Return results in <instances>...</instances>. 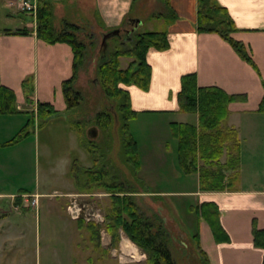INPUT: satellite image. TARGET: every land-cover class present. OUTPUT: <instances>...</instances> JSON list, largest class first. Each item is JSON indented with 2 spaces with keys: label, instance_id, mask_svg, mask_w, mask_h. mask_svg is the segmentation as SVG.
Listing matches in <instances>:
<instances>
[{
  "label": "crops",
  "instance_id": "obj_1",
  "mask_svg": "<svg viewBox=\"0 0 264 264\" xmlns=\"http://www.w3.org/2000/svg\"><path fill=\"white\" fill-rule=\"evenodd\" d=\"M4 1L5 8L14 7L9 5L12 0ZM48 1L55 30L72 24L77 27V35L86 28L92 33L97 32L101 39L103 33L112 29H119L121 38L125 30L129 31H124L126 39L122 40L125 43H131L132 36L144 26L149 14H140L133 0ZM170 1L178 18L168 26V49L158 51L150 48L146 54V61L151 67L148 89L123 85L129 93L131 108L138 113L137 117L143 114L180 117L165 122L168 125L170 122L196 125L197 115L194 114V119L188 121L187 113L179 111L177 100L180 78L187 73L196 75L198 86H217L230 94L245 95L244 100L228 104V124L237 130L240 140L239 178L234 191H200L196 173L191 174L195 177V184L190 189L151 192L147 188L141 195L176 198L177 193L195 197L197 204H215L228 240L215 241L207 222L203 219L198 222L199 245L206 254L208 264H262L264 252L254 245L252 230L254 227L264 228V113L258 111L264 93V0H216L234 21L236 30L232 32V38L244 44L253 63L243 60L219 34L196 30V0ZM16 13L22 15L20 22L12 29H0V83L14 91L18 109L16 114L0 116V173L8 177L18 175L29 166L31 134L16 143L8 144V141L20 131L25 133L28 130L25 124L30 119L29 114L33 116L29 126L35 123L38 103L51 105L55 112L56 109L68 110L62 82L73 73L71 46L66 42L49 44L37 38L33 18L20 11ZM6 18H13L12 12ZM19 29L28 31L15 32ZM106 48L101 44L97 49L100 56L107 52ZM28 76H33L34 90L26 99L22 83ZM74 159L68 154L64 163L69 174ZM143 168L148 173L155 168L154 163L142 164L140 161V170ZM173 170L176 172L175 163ZM71 179L73 186L60 193L62 196L74 193L71 191L75 188L72 176ZM31 194L45 195L24 186H19L17 191L11 190L2 186L0 178V200L9 199V203L13 200L15 205L19 204L25 210L28 206L24 205V196ZM18 218H8L7 212L0 209V236L5 230L8 237L0 245L9 242L12 252H15V243L25 231L26 217ZM3 261L0 256V264ZM6 264H18V261L10 256Z\"/></svg>",
  "mask_w": 264,
  "mask_h": 264
},
{
  "label": "trees",
  "instance_id": "obj_2",
  "mask_svg": "<svg viewBox=\"0 0 264 264\" xmlns=\"http://www.w3.org/2000/svg\"><path fill=\"white\" fill-rule=\"evenodd\" d=\"M161 1L165 5L164 12L154 17L164 19L166 25L164 29L137 31L132 36L131 43H125L119 35L112 36L118 41L111 51H107L103 57L100 56L101 59L96 68V81L104 98L110 101L111 109L105 107L100 109L94 120L97 129L104 133L105 140L101 147L84 135L85 129H81L79 121L70 122L71 130L76 133L79 144L89 154L92 163L91 166L84 167L74 159L70 174L74 184L84 190L83 192L90 193L92 189H103L109 194L110 203L104 215V223L84 222L83 219H77L79 230L88 234L92 250H100L104 253L109 251L100 243L102 229L110 237L109 248H117L120 240L119 230H122L126 237L145 254L147 264H176L165 239L167 234L164 230L153 233V223L135 203L133 196H136L138 189L133 188L130 183L119 180L117 172L114 173L112 180L107 179L106 165L111 163V159L107 157L104 164H99L96 155L98 150L105 151L102 155L111 152V136L113 133L116 134L121 147L119 154L121 160L127 166L136 184L141 183L138 178L140 160L136 141L129 130L130 122L137 117L138 113L131 108L129 93L123 85H135L143 90L148 89L151 67L146 61V54L150 48L164 51L169 47L168 26L178 16L170 0ZM51 16L50 2L37 0L36 37L49 44L66 42L72 48L73 73L69 79L62 82V92L67 109H73L78 107L82 100V95L75 88L74 83L79 68L85 62L86 45L76 38L75 25L66 24L61 30H55L51 23ZM195 27L198 32L219 34L230 43L243 60L253 63L244 44L232 38L231 34L236 30L234 21L216 0H196ZM19 31L26 33L28 30H15V32ZM106 44L110 46L108 39ZM121 58L130 59L125 68L121 67ZM22 87L26 99H29L34 90L31 79H25ZM245 98L243 94H230L217 86H198L194 73L184 74L180 78V90L177 94L179 111L196 114L198 122L196 125L170 122L169 128L172 138L177 141L178 170L186 176L197 173L200 191L235 190V183L239 178L240 140L237 130L228 124V104ZM16 105L14 91L0 83V116L16 114L18 112ZM258 111L264 113V93L259 102ZM54 112L53 107L47 103H38L36 106L37 119L42 122ZM31 120L32 118L26 121V130ZM25 135L29 136L30 132L20 131L8 141V144L18 142ZM189 208L207 222L215 241L228 240V235L220 224L219 210L215 204L202 202ZM252 236L254 245L262 248L264 252V228L254 227ZM193 240L195 251L202 264H208L206 254L199 245L197 232ZM262 264H264V256Z\"/></svg>",
  "mask_w": 264,
  "mask_h": 264
},
{
  "label": "rangeland",
  "instance_id": "obj_3",
  "mask_svg": "<svg viewBox=\"0 0 264 264\" xmlns=\"http://www.w3.org/2000/svg\"><path fill=\"white\" fill-rule=\"evenodd\" d=\"M4 3V0H0V29H12L20 22L22 15H16L18 11L15 10V6L5 8ZM134 7L140 14L149 13L148 20L140 31L165 28L164 19L154 17L164 12L165 5L161 0H136ZM9 12H12L13 18H6ZM75 34L76 38L86 45L85 62L79 68L74 83L75 88L82 95L80 105L65 112L56 109V112L43 122L34 118L35 123L28 127L31 134L29 166L16 176L8 177L0 173L2 186L6 188L17 191L19 186H24L45 193L39 197L36 208L28 205L25 210H22L23 207H19V204L14 208L13 200L10 203L9 199L0 200V209L7 212L8 218L10 216L11 219L16 220L19 215L18 220H20V216L26 217V223L23 225L25 231L15 243V252H12L9 242L0 245V256L4 259L1 264H6L10 256L16 258L18 264H147L145 254L126 237L122 230H119L120 240L117 248H109L110 237L103 229L101 230L100 243L102 247L109 249L107 253L92 250L88 234L79 230L78 218L83 219L84 222L104 223V215L110 203L108 193L103 189H92L90 193L83 192L84 190L75 185L71 190L73 194L68 197L60 194L73 186L71 176L64 168L68 154L75 157L81 166L92 165L89 154L79 144L76 133L70 129V122L79 121L81 129H85L84 135L102 147L105 136L97 129L94 118L100 109L104 107L111 109L110 101L104 98L96 81L97 63L101 59L97 49L101 47V37L97 32L92 33L86 28L78 35L77 32ZM108 40L110 46L104 47L109 48V50L106 48L107 51H111L118 40L114 37ZM104 54L106 55V52L102 57ZM129 61L128 58H121V67L125 68ZM27 79L33 81V76H28ZM186 115L190 122L195 117L192 113ZM29 117L33 118L31 114ZM178 119L181 118L143 114L130 122L129 130L136 141L139 160L142 164L154 163L155 167L148 173L144 168L138 172L141 181L139 185L121 160L119 155L121 147L116 134L113 133L111 136V152L102 155L105 151L98 150L96 155L99 164H104L107 157L111 159V163L106 165L107 179L112 180L114 173L117 172L119 180L130 183L133 188L138 189L133 199L153 223L152 232L164 230L167 234L165 239L175 263L202 264L195 251L193 240L198 222L202 220L189 208L198 205L195 197L180 196L177 193L176 198L141 195L147 191V188L151 192H167L175 189L179 192L190 189L195 184L194 175H182L178 170L177 141L172 138L169 125L165 122ZM92 128L94 133L90 135L88 130ZM174 163L176 172L173 170ZM27 198L31 200L32 197ZM72 210L74 213H71ZM75 214L77 218L73 219L71 215ZM4 231L1 233L0 243L8 239ZM130 248L131 251L134 248L133 253Z\"/></svg>",
  "mask_w": 264,
  "mask_h": 264
},
{
  "label": "built area",
  "instance_id": "obj_4",
  "mask_svg": "<svg viewBox=\"0 0 264 264\" xmlns=\"http://www.w3.org/2000/svg\"><path fill=\"white\" fill-rule=\"evenodd\" d=\"M10 6H15L16 9L20 12L26 13L30 15L33 18V22L36 25V15H37V0H12L9 3ZM26 198V204L29 206L37 207L38 205V199L39 195L38 194H31V195H26L24 196ZM27 197H32L31 200H29ZM16 205L14 206V208ZM71 213H74L73 210ZM73 219L77 218L76 214L71 215Z\"/></svg>",
  "mask_w": 264,
  "mask_h": 264
},
{
  "label": "water",
  "instance_id": "obj_5",
  "mask_svg": "<svg viewBox=\"0 0 264 264\" xmlns=\"http://www.w3.org/2000/svg\"><path fill=\"white\" fill-rule=\"evenodd\" d=\"M138 22H140L138 19H137ZM120 33V30L119 29H112V30H109L105 33L102 34V39H101V44L102 45H106V40L111 38L112 36H117L119 35ZM92 133H94V129H90L88 130V134L92 135Z\"/></svg>",
  "mask_w": 264,
  "mask_h": 264
},
{
  "label": "flooded vegetation",
  "instance_id": "obj_6",
  "mask_svg": "<svg viewBox=\"0 0 264 264\" xmlns=\"http://www.w3.org/2000/svg\"><path fill=\"white\" fill-rule=\"evenodd\" d=\"M124 31H125V30H124ZM124 31H123V33H122V36L120 35V36H121L120 39H123V38L126 39L125 35H123V34H125ZM125 32H129V31H125ZM106 45H107V44H106ZM103 46H105V45H103Z\"/></svg>",
  "mask_w": 264,
  "mask_h": 264
},
{
  "label": "bare ground",
  "instance_id": "obj_7",
  "mask_svg": "<svg viewBox=\"0 0 264 264\" xmlns=\"http://www.w3.org/2000/svg\"><path fill=\"white\" fill-rule=\"evenodd\" d=\"M130 247V246H129ZM133 250L131 251V248H130V251H131V253H133L134 252V248H132Z\"/></svg>",
  "mask_w": 264,
  "mask_h": 264
}]
</instances>
